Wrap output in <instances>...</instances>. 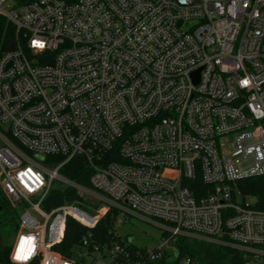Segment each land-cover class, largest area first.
Here are the masks:
<instances>
[{"label": "built area", "instance_id": "obj_1", "mask_svg": "<svg viewBox=\"0 0 264 264\" xmlns=\"http://www.w3.org/2000/svg\"><path fill=\"white\" fill-rule=\"evenodd\" d=\"M8 1L0 187L20 211L11 262L153 264L166 253V264H198L177 254L185 235L264 264V210L237 185L264 175V0ZM77 156L89 187L61 172ZM56 184L82 201L45 208ZM79 204L95 215L76 216ZM110 209L117 225L120 214L155 221L162 242L141 260L129 241L100 248L90 233L76 257L54 249L67 218L90 228Z\"/></svg>", "mask_w": 264, "mask_h": 264}, {"label": "trees", "instance_id": "obj_2", "mask_svg": "<svg viewBox=\"0 0 264 264\" xmlns=\"http://www.w3.org/2000/svg\"><path fill=\"white\" fill-rule=\"evenodd\" d=\"M14 38V27L5 23V20L1 18L0 52L14 46ZM48 160L49 162L57 163L60 159L57 157L48 158ZM61 172L69 180L76 181L85 187H89L91 166L83 157H73L72 160L61 168ZM237 185H239V189L243 195L255 200L253 208L264 210V175L241 178ZM78 201H82V198L78 195L75 189L70 187L63 188L58 185L52 187L50 190L49 195L44 202V207L49 209L64 203L78 204ZM0 204L2 205L0 224H3L12 218L13 209L14 211L17 209L11 207L1 187ZM79 205L83 207V209L88 208L87 206ZM117 215L118 212L115 209H110L105 215L97 220V223L93 227L90 228L72 217L67 218L63 240L60 244L54 246V249L59 253H63L67 257H76L73 253L74 248L80 244L83 235L90 233V239L100 248L104 247L106 244L110 245L114 241L120 243H126V241H129L126 250L130 252L131 259H143V254H145V250H143L144 247L135 246L128 237L120 236L117 233ZM3 243V246L0 247V262L1 264H13L10 260L9 248L4 241ZM174 246L177 248L179 258L187 257L198 264H246L243 253L233 246H223L185 235L178 236L174 242ZM166 257L167 254L165 253L163 257L156 258L153 261V264H166ZM77 259L81 264L83 258ZM29 264H38V260H33Z\"/></svg>", "mask_w": 264, "mask_h": 264}, {"label": "rangeland", "instance_id": "obj_3", "mask_svg": "<svg viewBox=\"0 0 264 264\" xmlns=\"http://www.w3.org/2000/svg\"><path fill=\"white\" fill-rule=\"evenodd\" d=\"M8 4L13 5L14 0H9ZM7 7V6H5ZM59 185V184H58ZM57 184L55 186H58ZM60 186V185H59ZM249 200H253L248 197ZM76 216L84 219L94 216L92 209L85 208L82 212H75ZM118 220H123L117 226V233L121 236L128 237L135 246L139 247H158L162 242V228L155 221L142 219L139 215H129L125 218V214H120ZM20 227V211L13 209V216L8 222L0 224V236L11 250L15 236ZM1 264V262H0Z\"/></svg>", "mask_w": 264, "mask_h": 264}, {"label": "snow or ice", "instance_id": "obj_4", "mask_svg": "<svg viewBox=\"0 0 264 264\" xmlns=\"http://www.w3.org/2000/svg\"><path fill=\"white\" fill-rule=\"evenodd\" d=\"M34 43H37V42H34ZM38 46L40 47H43L42 44H38ZM23 247V246H22ZM18 259H23V258H26L25 256H21L19 253H18V256H17Z\"/></svg>", "mask_w": 264, "mask_h": 264}, {"label": "water", "instance_id": "obj_5", "mask_svg": "<svg viewBox=\"0 0 264 264\" xmlns=\"http://www.w3.org/2000/svg\"><path fill=\"white\" fill-rule=\"evenodd\" d=\"M40 159H41V157H40ZM2 211V205L0 204V212ZM3 240H2V238H1V236H0V247L1 246H3Z\"/></svg>", "mask_w": 264, "mask_h": 264}]
</instances>
